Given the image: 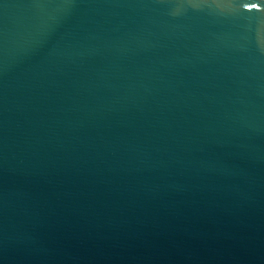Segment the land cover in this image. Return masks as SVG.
Wrapping results in <instances>:
<instances>
[{"label": "water", "instance_id": "obj_1", "mask_svg": "<svg viewBox=\"0 0 264 264\" xmlns=\"http://www.w3.org/2000/svg\"><path fill=\"white\" fill-rule=\"evenodd\" d=\"M0 264H264V0H0Z\"/></svg>", "mask_w": 264, "mask_h": 264}]
</instances>
